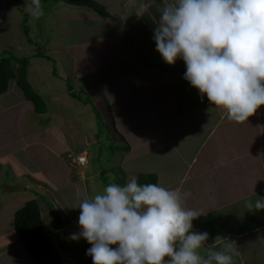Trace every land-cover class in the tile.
<instances>
[{
	"label": "crops",
	"instance_id": "0c3cea01",
	"mask_svg": "<svg viewBox=\"0 0 264 264\" xmlns=\"http://www.w3.org/2000/svg\"><path fill=\"white\" fill-rule=\"evenodd\" d=\"M96 1L104 5L109 17L83 6L79 7L83 10L74 9L80 16L88 11L90 20L97 21L89 41L83 42L91 49L82 61L89 66L100 61V66L88 73L80 71L68 48L62 55L63 69L68 73L55 78L57 86L62 88L71 76L87 79L109 68L112 81L103 86L119 93L117 103L113 105L108 96L103 97L100 87L95 90L103 107L106 102L105 109L114 114L111 121L117 129L118 152L113 156L116 165H112L129 179L155 174L160 186L190 193L182 198V206L202 213L192 221L190 231L209 234L197 250L200 256L231 244L235 249L233 264H264V210L248 211L244 206L246 200L254 202L264 197V105L244 123L231 121L226 110L213 105L206 95L201 100L198 89L183 78L186 66L182 59L174 65L164 62L153 39L164 0H112L115 9L105 0ZM61 2L62 6H76ZM15 19L14 5L0 0V53L9 48L15 56L29 51L16 41ZM16 84L11 80L0 94V219L6 214L14 218L23 202L36 199L43 231L60 257L65 260V249L73 250L84 264H93L86 254L89 243L82 237L78 241L70 239L71 234L81 231L79 209L72 207L98 192L91 177L87 179L68 158L85 152V148L74 145L76 141L86 137L90 143L94 138L82 129L78 121L81 113L76 116L61 104L45 108L42 115L51 118L41 125L40 113ZM83 104L87 108L82 112H88L89 107L98 111L92 102ZM53 123L57 139L52 136ZM11 125L19 134L6 139L3 133ZM131 132L133 139L127 136ZM1 225L9 226L7 233L15 230L14 219L13 226L4 219ZM4 241L7 236L2 234L0 264H35L22 244L23 254L18 258L12 248L3 245Z\"/></svg>",
	"mask_w": 264,
	"mask_h": 264
},
{
	"label": "clouds",
	"instance_id": "9594fccd",
	"mask_svg": "<svg viewBox=\"0 0 264 264\" xmlns=\"http://www.w3.org/2000/svg\"><path fill=\"white\" fill-rule=\"evenodd\" d=\"M25 10L43 15L39 0ZM153 39L164 62L182 59L183 78L231 121L244 123L264 105V0H164ZM189 195L141 185L136 177L123 186L109 183L72 207L79 209L81 231L70 239L91 245L86 254L93 264H233L231 244L198 254L209 234L190 231L202 213L182 206ZM244 206L264 210V197Z\"/></svg>",
	"mask_w": 264,
	"mask_h": 264
},
{
	"label": "rangeland",
	"instance_id": "374dc122",
	"mask_svg": "<svg viewBox=\"0 0 264 264\" xmlns=\"http://www.w3.org/2000/svg\"><path fill=\"white\" fill-rule=\"evenodd\" d=\"M7 1L14 5V16L16 18L14 20V26L18 30L16 41L19 44L23 43L26 47H28L27 50H29L16 54L17 56L22 55L21 57L26 56L29 58V65L26 66V77L30 83L29 85H32V89L36 91V93L39 94L45 101L46 107L53 108L54 106L61 104L67 109H71L73 114L76 116L81 113L82 119H79L78 117L77 118L82 124V129H85V133H89V135H92L94 138V140L91 139L90 143L86 137H84L83 141L79 140L74 143V145H77V147L85 148V152L88 154V165L77 166L74 157H69L68 159L71 160L72 166L84 171L87 179L91 177V182L93 186H95V189L98 193H101L109 183L114 182L121 185L122 181L124 184H126L130 179L126 177V174H124L122 169L119 171V168L113 166L116 165L114 164L116 157L114 158L113 156L118 152L117 129L115 124L111 121L114 117V114L105 109L106 102L105 106L103 107V100L100 96V93L95 90V88L100 87L103 97L108 96L113 105L117 103L116 99L119 98L117 97L119 93L111 88L108 89L107 86H103L107 81H112L111 77L113 75L111 70L109 68L105 70L102 69L101 73H97L96 75H93L87 79H75L73 76H71L69 79L64 80V83L61 84L62 88L57 86L59 82L55 81V77L52 74L53 72L50 71L51 63L52 66L55 67L56 73L62 75L68 73L66 69H63L65 66L62 62L63 51L65 53V50L68 48L72 49L73 52L71 56L75 55L80 71L88 73L92 69L97 67L99 68L100 61L97 63L92 62L90 66L86 62L82 61V59L85 57V53L88 52L87 49H91V47H86L83 42L89 41V38L91 37L89 35H91L96 28L95 26H97V21L90 20L91 14L88 11L82 16L79 14L76 15V10L74 8L83 10V8H79L82 6H72L73 8L70 6H62L63 4L61 1L63 0H39V5L42 8L43 15L39 16L38 18L30 16L25 10V5L31 3L32 0ZM105 2H107L112 9L116 8V3L112 0H105ZM22 11L25 13L23 14ZM72 11H74L75 14H72ZM8 50L11 54H15V51H11V48ZM33 54L35 55L32 56ZM39 56L41 57L39 58ZM38 68H43L39 74ZM47 68L50 72L47 70ZM29 72H32L31 75ZM125 80L127 79L124 78V81ZM66 84L71 86V90L74 91L75 94L79 95V97L83 98L84 94L87 95L89 102H83L82 100L72 97L71 94H69ZM53 86H56V90L53 88ZM83 87L84 93H80ZM97 101L100 104L99 107H97ZM90 102H92L93 108H97L98 111L96 112L88 106L89 111L87 110L88 112H82L81 110L87 108L83 103L90 104ZM61 105L59 108L67 112V110L61 108ZM42 114L43 113H40V117L38 118L41 125L45 123L48 118H51L50 115L44 114L45 116H43ZM94 114H98L100 119L95 120L96 115L94 116ZM7 127L8 131L6 130L3 133V137L6 139H13V137L19 134L16 127H13L12 125ZM65 127L67 129L69 128L68 126ZM52 129L54 130L52 131V136H55L57 139L58 130L54 127V123ZM132 135L133 134L131 132L127 136L133 139ZM55 137L53 138L52 143L55 140ZM85 152L82 151V153L87 156ZM77 154L78 153H76V155ZM110 163L111 165L108 168L107 165ZM101 167L103 171L100 170ZM68 200L69 199L67 198L66 201ZM11 215L12 214H6V216L0 219V223L4 219L10 222L13 226L14 218ZM8 227L9 226H0V238L2 234H5L7 236V242L4 241L3 245L12 248V250H14L12 254L20 258V255L23 254V246L19 242V238H17L14 229L12 234L11 232L7 233L6 228ZM60 234L63 235V230L60 231ZM255 235L256 234L250 235V237ZM67 253L68 257H66L65 260L63 258V260H61L63 264H84L83 260L77 256L73 250L65 249V254ZM26 260L27 259H25V261Z\"/></svg>",
	"mask_w": 264,
	"mask_h": 264
},
{
	"label": "trees",
	"instance_id": "16d2710c",
	"mask_svg": "<svg viewBox=\"0 0 264 264\" xmlns=\"http://www.w3.org/2000/svg\"><path fill=\"white\" fill-rule=\"evenodd\" d=\"M63 2L76 6H83L104 17L110 16L104 5L96 0H63ZM28 60L29 58L27 57H17L9 51H3L0 54V94L7 90V84H9L11 80H15L17 83L16 85H18L23 92L24 97L33 103L35 111L42 113L46 108L45 101L32 89V85H29L30 83L26 77ZM53 75L55 78L57 77L59 79V74L55 72L54 66ZM66 86L72 97L82 100L83 102H89L87 95L84 94L83 98H81L71 90V86L68 84H66ZM81 91L80 93H84ZM97 119H100L99 115H97ZM137 181L141 185L156 183V175L141 174ZM37 202L36 199H29L23 202L24 204L15 211V232L20 243L25 247L35 264H63L61 261L62 258L43 231Z\"/></svg>",
	"mask_w": 264,
	"mask_h": 264
},
{
	"label": "built area",
	"instance_id": "2783aa9c",
	"mask_svg": "<svg viewBox=\"0 0 264 264\" xmlns=\"http://www.w3.org/2000/svg\"><path fill=\"white\" fill-rule=\"evenodd\" d=\"M82 157H83V159H82ZM78 163L80 166H84L86 163V160L84 159V154L82 152H80V154H79Z\"/></svg>",
	"mask_w": 264,
	"mask_h": 264
},
{
	"label": "water",
	"instance_id": "95a60500",
	"mask_svg": "<svg viewBox=\"0 0 264 264\" xmlns=\"http://www.w3.org/2000/svg\"><path fill=\"white\" fill-rule=\"evenodd\" d=\"M91 247V245L90 244H88V248H90Z\"/></svg>",
	"mask_w": 264,
	"mask_h": 264
},
{
	"label": "bare ground",
	"instance_id": "6f19581e",
	"mask_svg": "<svg viewBox=\"0 0 264 264\" xmlns=\"http://www.w3.org/2000/svg\"><path fill=\"white\" fill-rule=\"evenodd\" d=\"M82 159H83V157H82Z\"/></svg>",
	"mask_w": 264,
	"mask_h": 264
}]
</instances>
